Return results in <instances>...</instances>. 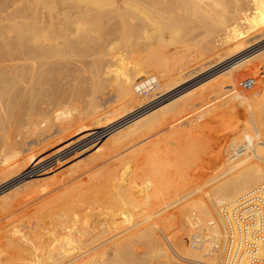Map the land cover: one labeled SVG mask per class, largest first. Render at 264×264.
<instances>
[{"label":"bare ground","instance_id":"obj_1","mask_svg":"<svg viewBox=\"0 0 264 264\" xmlns=\"http://www.w3.org/2000/svg\"><path fill=\"white\" fill-rule=\"evenodd\" d=\"M258 26H260V29L261 28L264 29V0H0V123L2 121V125H0V127L4 128V130L6 129L5 132H7V126H8L7 121L12 119V124H13V125H10V128H9V131H10L12 136L9 135L7 137H4L3 138L4 140H2V141H5L6 144H8L11 142V140L14 138V136L16 137V135H17V137H18L20 135L18 133L21 132V127H22L21 125L22 124L23 125L28 124V127H30V129L32 131V133H30V134L42 135L43 132L48 130V128H52L54 126L55 121H58L57 118H59V116L61 114H67V113L70 114L71 113L70 110H67V112H64V110H63L64 108L62 109L61 105H63L64 103L67 104L68 102L72 101L74 98L73 96L79 95V92H81V91H80V89L78 90V88H77L78 91L76 90V94L74 92L75 95H73V96H72V94L71 95H69V94L65 95V93H67L65 89L62 90L63 92H65L64 94L60 93L61 92L59 90L60 79H62L64 77L63 76L60 78V76H62L64 74L61 72L62 69H60L59 63H63L61 65V67L64 69L65 73H66V69H65L66 67L64 68L65 65H67L69 67L72 66V68H74V66H73V65H75L74 61L77 60L76 57L79 56V54L76 55V53H75L76 51L74 52V49H75L74 47L77 45H79V46L80 45L90 46L89 44H91V43H94V45H95L96 43H98L99 40L102 41V43H103V44L101 43L102 46L101 45L99 46L96 44L97 46H99L100 49L97 47L99 50L94 49L90 46L92 48L91 54L106 56V57H104L106 59L105 63L104 62L101 63V65L104 63L103 64L104 67L102 66L103 68L102 67L100 68V66H99L98 67L99 70H97L96 72L95 71L93 72V76L91 78V79H93L92 84L93 85L96 84L94 87L95 90L96 89H98V90L102 89L103 90L104 85L106 83H109V85L114 84V87L116 86L115 89H117L120 101L123 102V103H121V107H125L124 109H126V106H128L127 104H129V105L131 104V106L134 104V107H135V105H137V106L140 105L141 107L144 105H147V103H149L151 101V99H152L151 97L154 96L155 91L156 92H158V91L162 92L163 95L168 93V91L171 92L170 91L171 85H169V82H168V80H171V79H169L170 74L172 73L171 67L169 65L163 66V64H161L164 62H162V60H161V59H163V57L161 58V56H159L160 55L159 50L150 54V55L148 54L149 56H146L147 59L145 61L142 60V58H141L142 56H141L140 58L142 61L138 62V60H137L139 58L138 55H137V59H136L137 62H135L136 61L135 59H133L134 62L130 61L131 59L129 60L128 57H130V53L132 51L133 46L131 47V44L128 45V43L131 40L133 42L135 41V43H136L137 41H140V40H138V38H140L142 40V42H144L146 40L150 41L151 39H157V40H160V41H158V43H159V42H162L161 39L164 40V37H165L164 35H165L166 31H170L171 34L178 33V35H180V34L182 35V33L184 32V36L186 33L187 37H191L192 39H198V40H194V41L192 40V42H195L193 44L196 45L197 49L201 48V49H204V50L207 49L208 51H210V52H208L206 50L207 51V52L205 51L207 53L206 54L204 52V50H200V53L202 51V53L204 52L206 55H208V53H210V55H212L211 53H213L214 49H216V48L219 49V48H223V47L225 48L226 46L229 48L234 46L235 50L238 48H239V50L244 49L243 50L244 52L242 54H238V56L235 57L234 59H231L229 61L224 62V64H226V63H230L231 61L233 62V61L239 60V59L244 60L247 57H249L250 54H252V53L255 54L254 52H256L257 50L259 51V49L264 47V38L263 37H261V39H259V40L255 39L257 41L254 40L255 42H253V43H249V41H251L249 39H251L253 37V35H251V36H249V35L252 32L256 33ZM9 27H10V29L11 28L16 29V27L18 29H16V31L12 30V32H13V34H12V32H9ZM17 30H18V32H17ZM15 32H17L16 35H14ZM259 32H261V31H259ZM259 34L260 33H258V35ZM262 35H264V34H262ZM191 38H189V39H191ZM256 38H257V36H256ZM171 40H173V38ZM142 44L145 45V43H142ZM142 44H141V46L143 47ZM149 44H151V43H149ZM133 45H135V44L133 43ZM83 46H81V47L83 48ZM211 47L213 48V50ZM76 48H78V47H76ZM115 48H117V50L120 51L118 54L117 53L115 54L113 52V50ZM136 48H138V47H136ZM254 48H257V49H254ZM83 50L84 51L79 52L81 54V56L87 52L86 48H84ZM95 50H97V51H95ZM143 51H145V50H143ZM240 51H242V50H240ZM214 52H215V50H214ZM87 53L89 54V52H87ZM127 54H129V55L127 56ZM86 55H84V56L86 57ZM87 57H88V55H87ZM146 57H144V59ZM227 57H229V56H227ZM78 58H79L78 61H80L82 57H78ZM150 59H153V60H150ZM224 59H226V58H224ZM83 60L84 59H82L81 61H83ZM127 61H129V62H127ZM221 61L223 62V60H221ZM220 62H218V63H220ZM245 62H243V65L240 66L239 69L243 66L244 67L253 66L255 68L259 65H262V64L264 65V50H261V52L256 54L253 58H251ZM57 65L59 66L58 69H57V67H58ZM84 65H86V64H84ZM82 66H83V64H82ZM82 66H80V64H79V67L82 68ZM85 67H87V65ZM237 68H238V66L231 69V73L235 72L237 70ZM70 69L71 68H69V70ZM82 69H84V68H82ZM251 69L252 68H250V70ZM69 70H67V71H69ZM95 70H96V68H95ZM255 70H256V68H255ZM77 71H78V69H77ZM84 71H86V70H84ZM67 73L65 74L66 76H67ZM70 74H71V72L69 71L68 75L70 76ZM236 76H238V75H236ZM87 77H85V80ZM183 79L184 78H182L181 80H183ZM218 80H220V79H218ZM188 81H189V79H188ZM216 81H215V83H216ZM66 82H67V80H66ZM85 82L87 83V81H85ZM174 82H176V81H174ZM182 82L183 81H181V83ZM172 83H173V81H172ZM182 84H184V83H182ZM235 84H236L235 75H233V73H232L230 76L229 75L224 76L222 78V80H220L218 82V84H216V86L213 88V90L220 91V90H225L228 88L233 89V88H235ZM80 86L82 87V85H80ZM62 87H65V86L63 85ZM67 89H68V87H67ZM98 90L96 91L97 93H94L95 96H97V94L100 93ZM86 91H88V90H86ZM148 91H152L151 93H149L150 94L149 96H146V97L141 96L143 92H148ZM89 92L90 91H88V93ZM93 92H94V90H92L91 93H93ZM100 94H102V93H100ZM257 94L258 95H255L256 99L254 98L255 101H253L254 104L252 105L249 103V105H248L250 107L249 110H252L251 113H249L250 114V119H249L250 122L249 123H251V124H249L247 122L248 125L245 124L241 128V132L240 133L237 132L240 134L239 136L243 135V137L245 139L248 138L247 140L252 145L251 149L250 150L241 149L240 148V146L242 144L241 142H238V144L235 143L234 145L231 146L230 149L233 152V154L237 157L248 156V157H253L255 159L256 158L260 159L261 161H256L254 159H253V161H251L252 159L249 161V158L247 157V159H245V160L243 159V161L237 162V164H234L233 166H230L229 168H227V166H225L226 164L224 163V165H222V166H225L227 169L225 168L226 170L224 172L221 171L219 173V176H221V174L226 175V176L228 174L229 175L225 179H224V177L220 178L219 182L217 179H215V180H217V183H215V185L212 189V192H213L212 196L210 195L211 200L209 199L212 203L209 204V201L207 202L206 199L204 198L205 196H203V195H201L200 198L198 197L199 199H201V197H203L205 202H207V205H208V207H207L208 212L205 214L202 213V216L192 217L191 213L189 214L188 212H187V215L185 214L186 211H189L195 207L194 203H192L193 199L191 200V202L188 200H187L188 202L185 201V199H188L189 197H192L195 194L196 189H195V191H194V189L193 190H191V188L189 189V185H192V183H190V181L193 178L189 181V183H184L186 180H183L184 181V182L182 181L183 183H181L179 185H174V189H172V191L174 193H171V195L176 196L175 198L177 199V201H180V202L185 201V202H183V205H185L184 203H187L184 206V208L181 209L180 207H182V206L177 208V209L180 208L181 212L178 210V213H174V214L171 213V215H168L161 220H158V221H157V219L153 220V222L156 221V223H154V224L152 223V224L156 225V227L149 229V225H148V228L147 227L146 228L149 230H147V229L145 230L144 229L145 227L143 226L144 227L143 229L141 227V231L143 230L141 232V234L137 233L139 235H137L133 232L135 235L133 236L131 234V236H133V239H135V240L133 241L132 239H130V240H132L131 242H133V243L129 242L130 243L129 245H127V243H128L127 242V243H125L126 246H121L119 248L117 247L118 244L116 246H112L113 250L110 252V255L106 259L107 264H151L154 261H156V262H154L155 264H179L171 258V256L167 253L168 251L163 252V254L161 253V255L157 252L158 251L157 249L160 247V245H158V248L156 249L155 244H157V242H159L158 240H161L163 243V239L159 235V233L157 231V227H162L164 229L162 231L164 232L165 236H167L168 240L171 242L170 244L176 246L178 255L182 259H184L183 261L186 260L185 264H194V263L200 264L203 262L202 259H204V260L207 259V262L206 261H204L205 263L203 262L204 264H221L222 252H223V247L225 244V224H224V221H223L222 216L220 214V209H219L220 206L225 205V204H233V203L235 204V203H239L240 201H245L248 199L255 198L256 197L255 190L258 189L259 185L264 183V156H261V154L264 155V136L262 138V135H261L262 133L264 135V87ZM87 96H89V95L87 94ZM90 96H92V98H93L92 94ZM47 98H48V101L50 103L49 102L46 103ZM77 99H78V97H77ZM155 100H156V97H155ZM79 101H80V99H79ZM174 101H176V100H174ZM246 103H248V102H246ZM89 104H90V106L88 107V111L85 110L86 112H84L85 115H84V113H82L85 116V118L87 117V118H94L95 119V118H98L99 115L101 116V113H100V111H101L100 108L102 107L101 104L100 103L98 104L97 102H95V99H94V101H92ZM89 104H87V106ZM172 104H173V102H170L169 104H165V105L163 104L162 107L159 106L160 108H158V109L155 108L156 110L155 111L153 110L154 111L153 113H156V114L153 117H152V115L147 116V117H149L148 119H147V117L146 118L143 117L142 120H140L141 118H138L139 119L138 121L134 122L133 124L131 123L130 125L128 124V122H126L129 126H126L125 130L123 131V135H120V137H119L122 140L125 139V140H123V143L120 144V146L122 145L123 147L124 146L128 147V146L132 145L130 140L133 139L132 138L133 134L136 132V129L139 128V127H137V125H138L137 123H141V125H145V126L149 125V123H151V125H152V123H153L152 121H154L155 119L158 120L159 118H162L164 116L166 117V115H165L166 113L174 112V111H176V109L179 110L180 113H181V111L183 113V110L186 113L185 105L184 106L180 105L178 107L177 104L176 105H175V103H174V105H172ZM42 105H48V106H52V107H48V106L42 107ZM53 106L54 107L56 106V108H54ZM58 106L60 108H57ZM175 107H177V108L174 109ZM128 108H127V110H128ZM237 112L243 113V111H240V110ZM245 112L246 111L244 110V113ZM176 114H178V113H176ZM176 114H174V117H177ZM245 114H247V113H245ZM148 115H150V114H148ZM179 115H181V114H179ZM238 115H239V113H238ZM240 115L242 116V114H240ZM247 115H245L243 117L245 118ZM182 116H183V114H182ZM65 117L66 116H64V118ZM232 118H234V117H232ZM239 118H240V116H239ZM246 118H249V116ZM246 118L244 120H247ZM67 119H68V117H67ZM129 119H132V117H129L128 120ZM166 119H164V121H166ZM233 120H235V119H233ZM244 120H242V121H244ZM159 121L161 122L162 120L159 119ZM167 121H166V123H167ZM156 122H155V125L158 126L157 125L158 122L157 123ZM235 122H237V121H235ZM239 122H240V120H239ZM58 123H60V122H58ZM243 123H242V125H243ZM5 124H6V127H4ZM133 125H136L137 128L134 127ZM162 125H163V123H162ZM250 125H252L251 126L252 128L250 127ZM239 126H241V124H239ZM148 127H146L147 128L146 130L149 131ZM120 128L121 127H119V129ZM154 128H155V126H154ZM234 128L236 130L238 127L236 128V126H235ZM23 129H25V128H23ZM232 129H233V127H232ZM237 130H239V128ZM251 130H254V134L252 133L253 131L251 132ZM9 131L7 133H9ZM25 131H27V130H25ZM28 131H29V129H28ZM220 131H218V132H220ZM237 133L235 134V137H233L232 140L236 139V137L238 135ZM23 134H21V135H23ZM219 134L221 135V132ZM220 135L218 136L219 138L217 137L218 139L216 138V136H214V137L217 140H220ZM253 135H260L259 137L261 139L258 137L256 139L252 138ZM42 136H44V135H42ZM64 136H66V135H64ZM67 136H68V134H67ZM37 137H39V136H37ZM134 138H135V136H134ZM215 138H213L214 143L217 142V140ZM237 138H240V137H237ZM36 139H38V138H36ZM78 139H80V136ZM120 139H118L119 142H120ZM118 140H117V142H118ZM17 141H18V139H17ZM20 142H21V140H20ZM218 142H221V141H218ZM86 143H88V142H86ZM227 143H229V141ZM231 143H232V141H231ZM19 145H17V147L19 149L16 147V145H14L17 148V150L13 146L15 148L14 150H16L17 153H18V151L21 152ZM0 146H2V145H0ZM117 146L119 147V144ZM214 146H215V144H214ZM13 147H12V149H13ZM24 148H25V146H24ZM224 148H225L224 150H226V155L228 154L227 158H225V162L226 161L229 162L230 160H232L234 158L233 154L227 149V146ZM5 149H7V148L5 147ZM12 149H11V151H12ZM14 150L12 151V153H15V155H17ZM103 150H101L100 152H102ZM1 151H3V150H1ZM184 151H185V149H184ZM6 152L7 151H5V153ZM45 152L47 153V151H45ZM92 152L93 151H91V153ZM258 152H259L260 156L258 155ZM0 153L2 154V152H0ZM5 153L3 152V156H5L4 155ZM221 153L222 152H220V154L218 153L217 157L221 156V158H223L224 154L223 153L221 154ZM105 154H106L105 152L103 155L100 154L102 156L101 157H99V156L95 157L93 159V161L98 160V159L103 161L102 157ZM15 155L13 156V158L15 157ZM11 156H12V154H11ZM220 159H218L219 162L221 161ZM9 160L10 159L7 156H5L3 162L2 163L0 162V176L2 175V173L4 174V173H7L10 171V169H4L5 164H7V162ZM218 160H216V161H218ZM24 162H27V161H24ZM73 162H75V161H73ZM223 162H224V160H223ZM223 162L221 164H223ZM77 163H78V161H77ZM97 163H100V161H98ZM242 163H243V165H241L240 167H237L238 165H240ZM73 165H76V163ZM78 165H80V166H78ZM81 165L82 164H77L76 167H73L72 165L69 166V167H73L71 172L69 171V173H70L69 179H71V182H69V183H71V185H74V184H72L73 179H75L74 181H76V179H77V181L79 180V182H80V180H82L83 175L84 176L87 175L88 172L90 174V171H89L87 165H85V166H81ZM227 165H229V164H227ZM63 167H65V166H63ZM222 168H224V167H222ZM11 170H15V169H11ZM181 170H179L180 173L182 172ZM121 171L124 172V170H121ZM51 172H53V170ZM63 173H64V171H63ZM190 173L191 172L189 171V176H190ZM193 173H192V175H193ZM173 175H175V174H173ZM194 176H195V174H194ZM90 177H92V176H90ZM216 177H218V175ZM185 179H187V177ZM221 179H223V180H221ZM18 181L19 180H17V182ZM187 181H188V179H187ZM179 182H180V180H179ZM177 183H178V181H177ZM208 183H209V181H208ZM77 184H79V183H77ZM147 184H148V182H147ZM210 184H211V182H210ZM40 185H42V184H40ZM69 185H67V187H69ZM80 185H81V183L79 184V186ZM192 187H194V184L192 185ZM71 189L69 187V190H67V191H70ZM22 190H21V192H22ZM62 191L63 190H61V192ZM18 193H20V192L18 191ZM64 194H65V191H64ZM15 195H17V194H15ZM15 195H13V196H15ZM28 196L30 197V195H28ZM105 196H107V195H105ZM15 197H13V198L15 199ZM20 197H21V195L19 197H16V198H20ZM111 197L115 198V197H113V195ZM161 197L162 196H160V198ZM26 198H28V197H26ZM162 198H165V197H162ZM198 198L195 200H198ZM109 199H110V197H109ZM113 201L114 200H112V202ZM166 201L170 202V200L169 201L166 200ZM14 202L15 201L7 203V201L6 202L3 201L2 203L3 204L7 203V205L6 204H5L6 206L0 205V207H1L0 212L7 213L10 209H13L14 207H11L10 205ZM117 202H118V200H117ZM163 203H166V202L163 201ZM176 203L177 202H175V204ZM175 204H173V206ZM103 205H104V203H103ZM108 205H109V203H108ZM113 205H114V203H113ZM169 205L170 204H164L163 206L160 205V209L158 211L153 213L152 211H154V210H152L151 211L152 215L149 216V214H148L147 215L148 217H146V218L144 217V216H146L145 212H144V216L142 215V213L139 214L138 217L140 215H142L143 219H140V220L137 219V220H139L137 225H140L143 222L145 223L147 220H150L151 217H153L155 214H158L162 211L169 209L168 208V207H170ZM210 205H212V206H210ZM2 206H3V208H2ZM101 206H102V204H101ZM147 206L150 207L151 205L149 206V204H148ZM59 207H60V205H59ZM148 207H147V210L149 211ZM211 207H212V209L214 207L217 210L215 217L213 216V213L211 212V209H210ZM107 208H108V206H107ZM137 210H139V209H137ZM102 211H104V210H102ZM105 212L106 211H104L102 214H104L106 216ZM110 212H112V211H110ZM191 212H192V210H191ZM148 213H150V211ZM58 216H59V214H58ZM105 216H102V217H105ZM2 217L4 218V216H2ZM65 217L66 216H64V218ZM61 218H63V217H61ZM107 218H108V216H107ZM8 219H9V217H8ZM0 220H2L1 217H0ZM67 220H69V219H67ZM98 220H96V221H98ZM133 220H132V222H133ZM135 221L133 223L130 222L131 224H133V226H131V228L136 226V224L134 225ZM17 222H20V221H17ZM63 222L61 221V223H63ZM103 222L99 223V221H98L94 224V221H93V223H92L93 225L90 224V225H87L86 227L83 226V228H87V229H84L83 231L81 230V232H78L79 234H77L75 232V234L78 235L77 238L75 237V239H74V236L72 234L73 233L72 231L70 234V238H68V240L65 239L68 235L65 234V235H67L65 237V235L63 234V236L65 237L64 239L66 240V241L64 240L65 242H62L61 240H59V239H61V238H59V237H61V235L59 236V233H57L58 231L55 232V230H54L53 231L54 233L51 232V234H50V231L53 230V228H52L48 232L49 236L46 235V237H45L43 235L46 233H43V234L40 233V235L42 234L41 236H43L44 238L39 239L41 241L39 242V240H38L39 243L36 245L33 242L30 243L28 241V237L26 239H24V236H22V233L19 234L17 232V230L15 231L13 229V231L17 232L15 234L18 235V237L14 236V238L16 237L18 239V242H14L15 246L12 245L14 243L11 244L10 241H8L7 235L5 234L7 232H4L2 230V228L4 226L6 227V225H7V222H5L6 224L3 223L4 226L1 225L2 227H0V264H72V263H77V264H105L104 263V260H105L104 256H105L107 250L102 251L100 249L101 251L97 252L96 254L95 253L90 254L91 249L94 252V249L102 246V244L105 243L102 241L103 239L101 240V238L103 237L102 235L105 234V232H106L103 229V228H105L104 224H106V223H103ZM105 222H107V221H105ZM38 223H39V221H38ZM111 223H112V221H111ZM111 223H109V224H111ZM146 224H144V225H146ZM17 225L19 226V224L17 223L14 227L13 226H11V227L16 228ZM54 226H56V225H54ZM89 226H91V227H89ZM112 226H111V228H112ZM77 227H79V226H77ZM108 227H106V228L109 230L110 228H108ZM115 227L113 226V229H111V230L113 231ZM129 227H130V225L128 226V228ZM131 228H129V230ZM58 229H60V228H58ZM79 229H82V228L79 227ZM115 229H117V228H115ZM158 229H160V228H158ZM10 230H12V229H10ZM46 230H47V228H46ZM205 230H207L206 232H210V233H208V234H210L209 237L211 239L215 240L217 243V251L218 252H213V254L209 253L210 255H212V256L209 255V257H206L208 255V253L206 252L207 248H205L204 246H201V245L197 246L195 244L194 246L187 247L183 243L184 242L183 236L185 237L187 235V234L184 235L185 232L189 233V236L192 233L190 236V237H192L195 234H203V231H205ZM1 231H3L4 233L3 232L1 233ZM29 231H31V230H29ZM44 232H46V231H44ZM32 233L34 235V231ZM69 233H70V231H69ZM113 233H115V230ZM88 235H90V239L99 241V243L97 241H95V243L98 244L95 248L91 247V244L88 247H86L85 245H87V244L86 243L84 244L82 242L84 240V238H86V236H88ZM136 235H137V237L139 236L140 238H137ZM28 236H29V234H28ZM131 236H129V238H131ZM203 236H205V235H203ZM19 237H21V238L19 239ZM106 238L109 239L110 236H109V238L108 237H106ZM100 240L102 242H100ZM109 240H111V239H109ZM109 240H107V241H109ZM32 241H35V237L33 238ZM85 241H86V239H85ZM126 241H129V239ZM118 243H120V241ZM25 244H27V245L25 246ZM159 244H161V243H159ZM164 245H165V243H164ZM23 246H25L26 248L23 249ZM141 247L144 248L147 252H145L144 249H143L144 251L140 249L141 252L139 251V253H138L137 249H139ZM28 248L31 249V251ZM203 250H205V251H203ZM159 252H161V251H159ZM204 252H206V253H204ZM112 253H114L113 256H112ZM162 257L164 259L161 260Z\"/></svg>","mask_w":264,"mask_h":264},{"label":"rangeland","instance_id":"obj_2","mask_svg":"<svg viewBox=\"0 0 264 264\" xmlns=\"http://www.w3.org/2000/svg\"><path fill=\"white\" fill-rule=\"evenodd\" d=\"M16 29H18V28L16 27ZM16 29L15 28L10 29V27H9V32H12V30L16 31ZM259 31H261V32H259ZM263 31H264V29L263 28L260 29V26H258L256 33L252 32L249 35V36L253 35V37L251 39H249L252 42L249 41V43H253V42L261 39V37L264 38V35H262V34H264ZM17 32H18V30H17ZM17 32H15L14 35H16ZM258 33H260L261 35L260 34L258 35ZM12 34H13V32H12ZM255 35L257 36V38ZM164 36H165L164 40L161 39L162 42H159V43H158V41H160V40H157V39H151L150 41L145 39L147 42L146 41L142 42V40L140 38H138V40H140V41H137L138 43L137 42L135 43V41L133 42L131 40L128 43V45L131 44V47L132 46L133 47H132V51L130 53V57H128V58H129V60L131 59L130 61L134 62L133 59L136 60L137 55H138L139 56V58L137 59L138 62L139 61L141 62L142 60L145 61L147 59L146 56H149L150 54L159 50V52H160L159 56H161V58L163 57V59H161V60H162V62H164L161 64H163V66L169 65L171 67L172 73L170 74V78H169L171 80H168V82H169V85H171L170 87L173 91L170 89L171 92L168 91V93H166L164 95L162 92H159V91L156 92L155 91L154 96L151 97L152 99L149 103H147V105H144L142 107L140 105H138V106L135 105V107H134V104L132 106H131V104L130 105L127 104L128 106H126V109H124L125 107H121V103H123V102L120 101L117 89H115L116 86L114 87V84L109 85V83H106L105 84L106 86L104 85L105 89L102 87L103 90L102 89H99V90L96 89L95 90L94 87L96 84L93 85L92 84L93 79H91L93 76V72L94 71L96 72L97 70H99V68H98L99 66H100V68L102 66L104 67L103 64L106 61V59L104 58L106 56L91 54L92 48L98 49L100 45L102 46L103 43H102V41L99 40L98 43H96L99 46H97L96 44L94 45V43L89 44L92 48L88 45L87 46L86 45H84V46L83 45H80V46L77 45L74 47L75 48L74 52L76 51L75 52L76 55L79 54L78 57H82L81 60L84 59L85 61L84 60L78 61L79 58L76 57L77 60L74 61L75 65L72 64L74 66V68H72V66L69 67L67 65H65V66L63 65L64 68L66 67L65 68L66 73L67 72L69 73V71L71 72L70 76L68 75V73H67V76L65 75L66 74L65 71L61 67V65L63 63H59L60 69H62L61 72L64 74V75L61 74L62 76H60V78L64 76L62 78L64 81L62 79H60V86L61 87L63 85L65 86L62 88L59 86V90L61 91V92L60 91L59 92L61 94L62 93L64 94L65 92H63L62 90L65 89L67 92V93H65V95L66 94L67 95L72 94V96H73L76 94L77 88H78V90L80 89V91H81V92H79V95L73 96L74 98L72 101L68 102L67 104L64 103L65 105L64 104L61 105V108L62 109L64 108L63 109L64 112H67V110H70L71 111L70 114H68V113L67 114H61L59 116V118H57L58 121H55V124H54L55 127L53 126L52 128H48V130L43 132L42 135H44V136L36 135V134H30V133H32L30 127H28V124L24 123L25 125H23V124L21 125L22 126L21 127L22 133L21 132L18 133L20 135L23 133L24 134L21 136L19 135L18 137H17V135H16V137L14 136L13 139L11 138L13 141L11 140V142L8 144H6V142L2 141V140H4L3 139L4 137H7L9 135L12 136L10 131H9L10 125H13L12 119L7 121L8 124L6 123L8 125L7 126V132L9 131V133L5 132L6 129L4 130V128L0 127V145H2V146H0V148H1L0 152H2V154L0 153V157H1L0 162L1 163L3 162L5 156H7L10 159L7 162V164H5V166H4V169H10V171L7 173H4V174L2 173V175L0 176L1 177L0 178L1 179L0 180V203H1L0 205L4 206L5 204L7 205V203L15 201L14 203H12L10 205L11 207H14V208L10 209L8 211L9 213L8 212L7 213L0 212L2 214V215L0 214V217L2 219V220H0V223L2 222L0 224V227H2L1 225L4 226V224H6L5 222H7L6 227L4 226L3 227L4 229L2 228V230L4 232H7L5 234L7 235V239H8V241H10L11 244L14 242H18V239L16 238V237H18V235L15 234L18 232L19 234L22 233V236H24V239H26L28 237V241L30 243L33 242L36 245L41 241L39 239L44 238L43 236H45V237H46V235L49 236L48 232L52 228H53V230L50 231V234H51V232L54 233L53 232L54 230H55V232L58 231L57 233H59V236L61 235V237H59L61 239H59V240H61L62 242H65L66 241L65 239L68 240V238H70L71 231L73 232L72 234H73L74 239H75V237L77 238V236H78L77 234H79L78 232H81V230L83 231L84 229H87V228H83V226L86 227L87 225H90V224L93 225L92 224L93 221H94V224L98 221H99V223L104 221L103 223H106V224H104L105 228L108 226H109L108 228H110L109 230L107 228L106 229L103 228L106 232L104 231L105 234L102 235L103 237L101 238V240L103 239L102 241L105 243H103L102 246L94 249V252L91 249L90 254H92V253L96 254L97 252H99L101 250L102 251L107 250L105 256L103 255L104 259H105L104 263L107 264L106 259L110 255V252L113 250L112 246H116L118 244L119 246L117 245V247L119 248L121 246H126L125 243H127V242H128L127 245H129L130 243H133V242H131L132 240L133 241L135 240V239H133V236L137 233L141 234V232L143 231V230L141 231V227H142V229L145 227L144 228L145 230L148 228V225H149V229L155 228L156 225H153V224L156 223V221L153 222V220H156V219H157V221L161 220L164 217L171 215V213L172 214L178 213V210L181 212V209L184 208V206L187 204V203H184L185 205H183V202H185V201L191 202L192 199L194 200V201L192 200V203H194L195 207L193 209H191L192 212H191V210L186 211L185 212L186 215H187V212L189 214L191 213L192 217L202 216V213L203 214L207 213L208 212L207 202L209 201V204L212 203L210 201L211 200L210 195L212 196V193H213L212 189H213L215 183H217V180L219 182L220 178L224 177V179H225L229 175L228 174L226 176V175L221 174V176H219V173L221 171L224 172L230 166L237 164V162H241V161H243V159L244 160L247 159L248 156H242V157L235 156L230 148L235 143L238 144V142H241L243 144V140L245 138L243 137V135L239 136L240 135L239 133L241 132V128L245 124L248 125V123L250 122V120H249L250 114L249 113H251L252 110H249L250 109V107L248 106L249 103L252 105L254 104L253 101H255V99H256L255 95H258L257 93H259V91H261L264 87L263 86L264 85V69H263L264 65L262 64V65L255 67L256 70L253 66L248 67L245 65L246 67L243 66L240 69H239V67L243 65V62L248 61L249 59L253 58L256 54L261 52V50H264L263 49L264 47L259 49V51L257 50L256 52H254L255 54H253V53L250 54L249 57H247L244 60L239 59V60H235L233 62L231 61L230 63L223 64L226 67L221 69L219 72H216L213 70V68L216 64H221L223 62L234 59L235 57L238 56V54H242L244 52L243 51L244 49H240V50H242V51H240L239 48L235 50L234 46H232L230 48L226 46L227 48L223 47V48H219L220 49L219 50L218 48L215 47L216 49H214L215 50V52H214V50H213L214 47L212 46L213 47V48L211 47L213 50V53H211L212 55H210V53H208V55H206L207 54L206 52L208 51L207 49H205V50L201 49V48L197 49L196 45L193 44L195 42H192V40L194 41V40H198V39H192L191 37H187L186 33L184 36V32L182 33V35L181 34L178 35V33L171 34L170 31H166ZM172 38H173V40H171ZM189 38H191V39H189ZM255 39H257V40H255ZM141 42L145 43V45L147 47L145 45H143ZM133 43L135 45H133ZM149 43H151V44H149ZM141 44L143 45V47L141 46ZM81 46H83V48ZM76 47H78V48H76ZM136 47H138V48H136ZM84 48L87 49V52H89L90 55L86 52L85 54H83L81 56V54L79 52L84 51L83 50ZM115 49H114L115 51L113 50V52L115 54L116 53L118 54L120 51L117 50V48H115ZM254 49H257V48H254ZM143 50H145V51H143ZM200 50H204V52L207 50L205 52L206 54L203 52L205 54L204 55L202 53V51L200 53ZM95 51H97V50H95ZM208 52H210V51H208ZM86 54L88 55V57ZM84 55H86L87 58ZM128 55L129 54H127V56ZM227 56H229V57H227ZM140 57L142 58V60ZM144 57H146V58L144 59ZM224 58H226V59H224ZM137 60L135 62H137ZM150 60H153V59H150ZM221 60H223V62ZM102 62H104V63L101 65ZM127 62H129V61H127ZM218 62H220V63H218ZM78 63L80 64V66H82V64H83L82 68H84V69L79 67ZM84 64H86L87 67H85L86 65H84ZM237 66H238L237 70L239 69L238 70L239 72L237 70L235 72H232L233 75H235V82H236L235 88H233V89L228 88V89L220 90V91L213 90V88L216 86V84H218V82L220 80H222V78L224 76H228V75L230 76L232 74L231 69H233L234 67H237ZM58 68H59V66L57 67V69ZM69 68H71V69L69 70ZM95 68H96V70H95ZM250 68H252V69L250 70ZM77 69H78V71H77ZM67 70H69V71H67ZM84 70H86V71H84ZM236 75H238V76H236ZM85 77H87L86 80H85ZM182 78H184V79L181 80ZM246 78H255L256 84H255V86H253L249 90H242L241 83ZM188 79H189V81H188ZM218 79H220V80H218ZM66 80H67V82H66ZM84 80L87 81V83ZM172 81H173V83H172ZM174 81H176V82H174ZM181 81H183L182 83H184V84H182ZM215 81H216V83H215ZM80 85H82L83 88ZM67 87H68V89H67ZM86 90H88L90 92L88 93V91H86ZM92 90H94L93 93H91ZM97 90L102 94L98 93L97 96H95L94 93H97L96 92ZM152 91L143 92L141 96L142 97L149 96L150 95L149 93H151ZM74 92H75V94H74ZM87 94L89 96H87ZM91 94L93 95V98H92V96H90ZM77 97H78V99H77ZM155 97H156V100H155ZM79 99H80V101H79ZM94 99H95V102H97L98 104L100 103L102 106L100 108L101 111L99 110L101 113V116L99 115V117L95 118V119L94 118H87V117L85 118L84 112H86L85 110L88 111V107L90 106L89 103L94 101ZM46 100H47L46 103H48L49 102L48 98ZM174 100H176V101H174ZM170 102H173L172 105H174V103H175V105L177 104L178 107L180 105H183V106L185 105L186 113L184 112V110H183V113H182V111L180 113L179 110L176 109L177 107H175L174 108V109H176V111H174L175 113L169 112V113L165 114L166 117L164 116L162 118H159L160 120H162L161 122L159 121V119L158 120L155 119L154 121H152L153 122L152 125H151V123H149V125H146V126L141 125V123H137L138 125L135 123L137 125V127H139V128H137L136 125H133L137 129H136V132L132 136L133 139L130 140L132 145L128 146V147H125V146L123 147L122 145L120 146V144L123 143V140H125V139L122 140L119 137H120V135H123V131L125 130L126 126H129L131 123L133 124L134 122L138 121L139 120L138 118H141L140 120H142L143 117L146 118L147 116H151V115L153 117L156 114V113H153L156 109L162 107L163 104L164 105L169 104ZM246 102H248V103H246ZM87 104H89V105L87 106ZM43 106L47 107L48 105H42V107ZM48 107H52V106H48ZM54 108H56V106ZM57 108H60V107L58 106ZM127 108H128V110H127ZM243 109L246 111L245 113H247L248 115L244 113ZM239 110L243 111V113L237 112ZM82 113H84V115ZM176 113H178V114H176ZM238 113H239V115H238ZM148 114H150V115H148ZM174 114H176L177 117H174ZM179 114H181V115H179ZM182 114H183V116H182ZM240 114H242V116ZM244 114L247 115L246 117L249 116V118L245 117L247 120H244L245 119L243 117V116H245ZM64 116H66L65 117L66 119L64 118ZM239 116L241 119L239 118ZM67 117L69 120L67 119ZM129 117H132V119L128 120ZM232 117H234V118H232ZM148 118L149 117H147V119ZM164 119H166V121L168 120L167 123H166V121H164ZM233 119H235V120H233ZM239 120H240V122H239ZM242 120H244V121H242ZM156 121L157 122L159 121L160 123L158 122L159 123L158 124ZM235 121H237V122H235ZM58 122H60V123H58ZM126 122H128L129 125ZM155 122L157 123L158 126L155 125ZM162 123H163V125H162ZM242 123H243V125H242ZM6 124L4 125V127H6ZM239 124H241V126H239ZM249 124H251V123H249ZM0 125H2V121H1ZM153 125L155 126V128ZM235 126H236V128L238 127L239 130H237L238 128L235 130V128H234ZM251 126L252 125H250V127ZM119 127H121V128L119 129ZM146 127H148L149 131L146 130L147 129ZM232 127H233V129H232ZM23 128H25V129H23ZM28 129H29V131H28ZM25 130H27V131H25ZM218 131L221 132V135L219 134L220 132H218ZM237 132H239V133H237ZM251 132L254 134V130H251ZM236 133L238 134L237 137H240V138L236 137L235 140H232L233 137H235ZM67 134H68V136H67ZM218 134L220 135V140H217L219 138ZM64 135H66V136H64ZM261 135L263 138V136H264L263 133ZM37 136H39V137H37ZM79 136H80V139H78ZM134 136H135V138H134ZM214 136H216V138L217 137L218 138L216 139ZM259 136L260 135H253L252 138H255V139L257 137L260 138ZM36 138H38L39 140ZM213 138H215L217 140V142H216L217 144L214 143ZM17 139L19 142L21 140L20 143L22 145L17 141ZM116 139L117 140L120 139V142L118 140V142H119L118 143ZM218 141H221V142H218ZM228 141H229V143H227ZM231 141H232V143H231ZM86 142H88V143H86ZM117 143L119 144V147L117 146L118 145ZM214 144H215V146H214ZM14 145H16V147H17V145H19V147L21 149L20 150L21 152L18 151L19 154L16 152L18 147L16 148ZM4 146L7 149H5ZM13 146L16 148V150H14L15 148ZM24 146H25V148H24ZM226 146H227V149L233 154V157H234L233 158L234 160L232 159V160H230L231 162L229 161L230 163L228 161L225 162V158H227V155H228V154L226 155V150H224L225 149L224 147H226ZM12 147H13V149H12ZM183 148L185 149V151ZM11 149H12V151L14 150L18 156L15 155V153H12ZM1 150H3V151H1ZM4 150L7 152L5 153ZM101 150H103V151L100 152ZM45 151H47V153ZM91 151H93V152L91 153ZM3 152L5 153L4 154L5 156H3ZM104 152L106 154L102 157L103 161L98 159V158H97L98 160L93 161V159L95 157H98V156L101 157L104 154ZM217 152L219 154H220V152H222V153L224 152L223 158H221V156L220 157L218 156L219 157L218 158ZM259 152H258V155L260 156ZM11 154H12V156H11ZM100 154H102V155H100ZM14 155H15V157L13 158ZM261 156H264V155L261 154ZM248 158H249V161L251 159H252L251 161H253V159L256 161H261L260 159H257V158L255 159L253 157H248ZM218 159H220L221 161L219 162ZM23 160L27 161V162H24ZM216 160H218V161H216ZM223 160H224V162H223ZM73 161H75V162H73ZM77 161H78V163H77ZM98 161H100V163H97ZM222 162H223V164H221ZM72 163L73 164L76 163V165L82 164L81 166L87 165L91 175L89 174V172H88L89 175L88 174L85 176L83 175L82 180H80V182H79V180L77 181V179H76V181H74L75 179H73L72 184H74V185H71V183H69V182H71V179H69V176H70L69 171L71 172L73 167H76V165H73ZM224 163L226 164L225 166H227V168L225 166H222V165H224ZM227 164H229V165H227ZM71 165L73 167H69ZM241 165H243V163L238 165L237 167H240ZM63 166H65V167H63ZM78 166H80V165H78ZM222 167H224V168H222ZM11 169H15V170H11ZM52 170H53V172H51ZM121 170H124V172ZM179 170H181L182 172L180 173ZM188 170L191 172L190 176H189ZM63 171H64V173H63ZM192 173H193V175H192ZM173 174H175V175H173ZM194 174L196 177L194 176ZM217 175H218V177H216ZM90 176H92V177H90ZM186 177H187L188 181H187V179H185ZM215 179H217V180H215ZM17 180H19L20 182L19 181L17 182ZM179 180H180V182H179ZM183 180H186L187 182L186 181L184 182ZM221 180H223V179H221ZM177 181H178V183H177ZM182 181L184 183H189V181H190V183H192V185L194 184V187H192V185H189V189L190 188H191V190L194 189V191L196 189V191H195V194L192 196L193 198L189 197L188 199H185V201L180 202V201H177V199L175 198L176 196H172L171 193H174L172 191V189H174V185H179V184L183 183ZM208 181H209V183H208ZM147 182H148V184H147ZM210 182H211V184H210ZM77 183H79V184L81 183V185L79 186V184H77ZM40 184H42V185H40ZM67 185H69L70 189L72 188L70 191H67V190H69V187H67ZM21 190H22V192H21ZM61 190H63V191L61 192ZM18 191L20 193H18ZM64 191H65V194H64ZM14 193L17 194L18 196L15 195ZM19 194L21 195V197L16 198V197L20 196ZM13 195H15L16 197ZM28 195H30V197ZM105 195H107V196H105ZM110 195L111 196L113 195V197H115V198H112ZM201 195L205 196L204 198L206 199L207 202H205L203 197H201V199H199ZM108 196L110 197V199ZM160 196L165 197V198H162V197L160 198ZM13 197H15V199ZM26 197H28V198H26ZM197 198H198V200H195ZM112 200H114L115 202L114 201L112 202ZM117 200H118V202H117ZM166 200H168V201L170 200V202H167ZM3 201L4 202L7 201V203L3 204L2 203ZM163 201H165L166 203H163ZM107 202L109 203V205ZM175 202H177V203L175 204ZM103 203H104V205H103ZM113 203H114V205H113ZM101 204H102V206H101ZM148 204H149V206L150 205L151 206L148 207L147 206ZM164 204H170L169 205L170 207H168L169 209L162 211L158 214H155L153 217H151L150 220H147L145 223L143 222L142 224L137 225L139 220L143 219L144 212L146 215L144 217L146 218V217H148L147 216L148 214H149V216L152 215V212L154 213V212L158 211L160 209V205L163 206ZM173 204H175V205L173 206ZM59 205H60V207H59ZM3 206H2V208H3ZM107 206H108V208H107ZM180 206H182V207H180ZM210 206H212V205H210ZM147 207L149 208L150 213H148L149 211L147 210ZM178 207H180L181 209L180 208L177 209ZM137 209H139V210H137ZM210 209H211V212L213 213V216L215 217L216 211H217L216 208L213 207V209H212V207H211ZM102 210L106 211L105 212L106 216L104 214H102L104 212ZM152 210H154V211H152ZM110 211H112V212H110ZM141 213L143 216L140 215L138 217V215ZM58 214H59V216H58ZM63 215L66 217L64 218ZM99 215L100 216L102 215L105 217H102V216L100 217ZM2 216H4V218ZM107 216H108V218H107ZM8 217H9V219H8ZM61 217H63V218H61ZM67 219H69V220H67ZM137 219H139V220H137ZM96 220H98V221H96ZM132 220H133V222L135 220L137 221V222L135 221L134 225L136 224V226H134L133 228H131V226H133V224H131V223H133ZM17 221H20V222H17ZM38 221H39V223H38ZM61 221L62 222L64 221V222L61 223ZM105 221H107V222H105ZM111 221H112V223H111ZM17 223L19 224V226L17 225L16 228H13ZM109 223H111V224H109ZM144 224H146V225H144ZM54 225H56V226H54ZM112 225L114 227L116 226L115 228H117V229L114 228L115 233H113L114 230L113 231L111 230V229H113ZM129 225H130L129 228H131L130 229L131 231L128 228ZM11 226H13V227H11ZM77 226H79L82 229H79V227H77ZM111 226H112V228H111ZM89 227H91V226H89ZM46 228L48 231L46 230ZM58 228H60V229H58ZM158 228H160V229H158ZM161 228L162 227H157V231H158L159 235L161 236V238L163 239V243L161 240H158L159 242L156 241L157 244H155V246H156L155 248L157 249L158 245H160V247L157 249L158 250L157 252L161 255V253L163 254V252L168 251L167 253L171 256V258L175 262H177L179 264H185L186 260L183 261L184 259H182L178 255L176 246L170 244L171 242L168 240L167 236H165L164 232L162 231L164 229L163 228L161 229ZM10 229H12V230H10ZM13 229L15 231L17 230V232L13 231ZM149 229H147V230H149ZM29 230H31V231H29ZM3 231H1V233ZM33 231H34V235L32 233ZM44 231H46V232H44ZM69 231H70V233H69ZM206 231L207 230L203 231V235H206V234L208 235V233H210V232H206ZM75 232L77 234H75ZM40 233H42V234L46 233V234L41 236L42 234L40 235ZM28 234H29V236H28ZM63 234L64 235L67 234L68 236L65 235V237L67 236L65 238L63 236ZM131 234L133 236H131ZM191 234H190V236H191ZM137 235H139V234H137ZM137 235H136V237H137ZM184 235H186L185 237L183 236L184 245L187 247L194 246L195 242L190 241V239L192 237L189 236V233L185 232ZM14 236H16V237L14 238ZM109 236H110V238H109ZM129 236H131V238H129ZM21 237H19V239ZM34 237H35V241H32ZM106 237H108L111 240L107 239ZM137 238H140V237L138 236ZM85 239H86V241H85ZM89 239H90V235L86 236V238H84V240L82 242L84 244L85 243L87 244V245H85L86 247H88L91 244V247L95 248L98 245L95 243V241H97L98 243H99V241L98 240H92V239L89 240ZM128 239H129V241H126ZM130 239H132V240H130ZM38 240H39V242H38ZM101 240H100V242H102ZM107 240H109V241H107ZM119 241H120V243H118ZM159 243H161V244H159ZM164 243L166 246L164 245ZM12 245L15 246V243ZM26 245L27 244H25V246ZM196 245L200 246L199 244H196ZM25 246H23V249L26 248ZM201 246H204L205 248H207L206 245H201ZM140 249L143 250L144 248L141 247V248L137 249L138 253H139ZM29 250L31 251V249H29ZM205 250H203V251H205ZM159 251H161V252H159ZM145 252H147V251L145 250ZM206 252L208 253V255L207 256L205 255V256L209 257V255L211 253L208 251V248H207ZM206 252H204V253H206ZM113 255H114V253H112V256ZM210 256H212V255H210ZM162 259H164V258L162 257L161 260ZM202 260H203V262L204 261L207 262V259H205V260L202 259ZM154 262H156V261H154ZM154 262H152L151 264H155ZM72 264H77V263H72Z\"/></svg>","mask_w":264,"mask_h":264},{"label":"built area","instance_id":"obj_3","mask_svg":"<svg viewBox=\"0 0 264 264\" xmlns=\"http://www.w3.org/2000/svg\"><path fill=\"white\" fill-rule=\"evenodd\" d=\"M223 64L224 62L215 65L213 70L219 72L226 67ZM255 84V78H246L242 81L241 88L249 90ZM243 141L240 148L250 150L252 145L249 141ZM255 192V198L220 206V214L225 224L221 264H264V183ZM205 236L195 234L190 241L206 245L211 254L217 252L216 241L209 234Z\"/></svg>","mask_w":264,"mask_h":264}]
</instances>
